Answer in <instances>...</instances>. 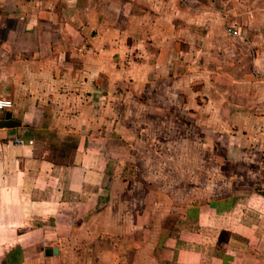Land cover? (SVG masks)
Returning a JSON list of instances; mask_svg holds the SVG:
<instances>
[{"label":"crops","instance_id":"obj_1","mask_svg":"<svg viewBox=\"0 0 264 264\" xmlns=\"http://www.w3.org/2000/svg\"><path fill=\"white\" fill-rule=\"evenodd\" d=\"M127 78L196 92L175 104L222 126L244 189L161 221L104 106ZM0 98V264H264V0H0Z\"/></svg>","mask_w":264,"mask_h":264},{"label":"rangeland","instance_id":"obj_2","mask_svg":"<svg viewBox=\"0 0 264 264\" xmlns=\"http://www.w3.org/2000/svg\"><path fill=\"white\" fill-rule=\"evenodd\" d=\"M222 22L224 33L233 36L228 28L237 29L236 23L229 21L226 16H223ZM129 62L128 58L124 60L127 66ZM257 70L259 71L258 68ZM130 81V78L124 79L125 85L118 83L117 87L110 89L104 106L111 116L110 126L115 128V121L121 119L127 130L126 137L132 135L133 139L130 140L129 137L124 142L129 144L137 141L138 148L143 150L142 155L137 157L148 171L143 168L139 175L154 181L156 185L153 190L168 198L166 200L164 197L158 206L157 214L160 211L169 213L161 221H174V213L184 210L188 212L199 205V199L193 195L201 193L202 200L204 194L209 197L213 193L212 196L221 197L230 192L235 196L244 189L241 187V179L231 173L240 170L239 163L236 168L225 162L223 144L227 136H223L226 134L222 126L218 127V123L206 121L204 117L197 121L189 113H182V107L175 104H179L182 98L193 99L196 92L185 94L177 86L156 91L152 84L151 87L134 89ZM217 82L220 83V80ZM205 93L207 92L201 91V94ZM199 94L198 100L205 101L206 95ZM210 139L217 140V143L213 144ZM125 154L127 158L130 157L127 150ZM232 183L233 186H230ZM152 216H156V211Z\"/></svg>","mask_w":264,"mask_h":264},{"label":"water","instance_id":"obj_3","mask_svg":"<svg viewBox=\"0 0 264 264\" xmlns=\"http://www.w3.org/2000/svg\"><path fill=\"white\" fill-rule=\"evenodd\" d=\"M20 121L16 120L12 117V113L9 110H6L4 112L3 118H0V128H8V127H13L16 125H19ZM44 253L46 255L49 254H57L58 250L56 247H48L44 250Z\"/></svg>","mask_w":264,"mask_h":264},{"label":"built area","instance_id":"obj_4","mask_svg":"<svg viewBox=\"0 0 264 264\" xmlns=\"http://www.w3.org/2000/svg\"><path fill=\"white\" fill-rule=\"evenodd\" d=\"M228 32L229 33H232L233 35H236L238 34V31L236 28L234 27H230L228 28ZM12 106V101L10 98H0V110L4 111V110H8L10 109ZM16 143H24V142H27V143H32V140L31 139H28V140H24L22 138H15L14 140Z\"/></svg>","mask_w":264,"mask_h":264}]
</instances>
